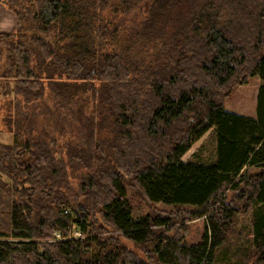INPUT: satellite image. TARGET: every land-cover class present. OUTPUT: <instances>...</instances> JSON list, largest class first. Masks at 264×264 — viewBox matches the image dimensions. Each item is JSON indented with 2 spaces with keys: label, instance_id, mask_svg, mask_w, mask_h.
Returning a JSON list of instances; mask_svg holds the SVG:
<instances>
[{
  "label": "trees",
  "instance_id": "trees-1",
  "mask_svg": "<svg viewBox=\"0 0 264 264\" xmlns=\"http://www.w3.org/2000/svg\"><path fill=\"white\" fill-rule=\"evenodd\" d=\"M0 2L17 19L0 34V110L10 102L3 122L14 135L0 143V264H218L248 212L245 264H264V0ZM255 76L256 117L227 111L235 87ZM47 95L101 160L77 192L70 161L54 151L62 130L19 113L47 107ZM207 133L214 161L184 160ZM127 187L149 214L134 217ZM204 217L203 239L189 244L185 223Z\"/></svg>",
  "mask_w": 264,
  "mask_h": 264
},
{
  "label": "rangeland",
  "instance_id": "rangeland-1",
  "mask_svg": "<svg viewBox=\"0 0 264 264\" xmlns=\"http://www.w3.org/2000/svg\"><path fill=\"white\" fill-rule=\"evenodd\" d=\"M129 14L130 15L128 16L127 23L129 26H131L130 22L134 21L135 18H137V20H140V16H145L144 12H142L141 9L130 12ZM26 26L29 27V25L27 24ZM120 26L123 27L124 25ZM2 82L3 81L0 80V84ZM260 83L261 82L259 77L255 76L249 80L248 84L235 87V89L225 102L226 110L247 117H256V100ZM3 92L4 89L1 87L0 94H2ZM4 99V97H0V107L3 106L4 103H2V101ZM45 100V103H48L47 107H41L38 103L37 105L39 109L31 111V109H28L23 105V107L20 108L19 113L20 115L23 114L22 117L31 116V120L38 125L39 129L46 128L50 132L54 131V128L57 129L58 127L59 130H62L61 135L56 133V138L58 139V141L57 145L54 148V151L58 155L57 158H64V160L68 163L70 161V164L68 165V179L71 184V191L77 192L80 177H82V175L88 174L90 171H92L93 168H99L101 166V160L99 157L95 159L91 158L92 156L90 152L86 151L88 150V148L85 149V147H82L80 136L84 139L85 137H87L85 131H82V127L77 126L78 128L76 129V131L72 132L73 130L70 129L69 126H67V123L64 120L63 113H58L56 112L57 110L53 108L51 95H47ZM20 102L21 104H23L22 100H20ZM9 103L10 102L6 104L5 109L2 108L0 110V143L12 144L14 141V135L10 133L8 128L5 126V123L3 122L7 115L10 116L11 114L12 108L10 107ZM69 149H71L72 151L70 152ZM83 149H85L84 154L82 152ZM215 149V143L210 139L209 133H207L192 146L191 150L183 158L184 160L196 158L205 163H210L215 159ZM114 153L115 148H111L110 146L109 153L107 152V156H112ZM127 193L133 204L135 218L144 217L152 211V208L148 204H146L145 201L136 196V192L133 189L127 187ZM81 199L83 200V198H80V200ZM153 208L156 210L165 211L166 213H172L174 211L173 206H168L161 203L154 205ZM185 225L188 228V230H186V232L188 233L186 241L189 244L198 243L203 239L207 229V220L205 217L186 222ZM252 233L251 212L239 213L234 220L231 232L227 236V242L224 244L223 248H220L217 252V256L219 259L218 264H245L249 259L246 258V256L251 248L250 246L253 240ZM49 242L56 241L53 239ZM123 243L135 253L139 255L144 254L143 247H139L136 244L126 240H124ZM147 248L151 249L152 246L148 245ZM250 264H252V262H250Z\"/></svg>",
  "mask_w": 264,
  "mask_h": 264
},
{
  "label": "crops",
  "instance_id": "crops-1",
  "mask_svg": "<svg viewBox=\"0 0 264 264\" xmlns=\"http://www.w3.org/2000/svg\"><path fill=\"white\" fill-rule=\"evenodd\" d=\"M17 28V19L13 11L0 2V34L13 33Z\"/></svg>",
  "mask_w": 264,
  "mask_h": 264
},
{
  "label": "built area",
  "instance_id": "built-area-1",
  "mask_svg": "<svg viewBox=\"0 0 264 264\" xmlns=\"http://www.w3.org/2000/svg\"><path fill=\"white\" fill-rule=\"evenodd\" d=\"M55 237H56L57 240H61L62 239V236L59 233L55 234ZM73 237L74 238H80L81 234L79 232H74L73 233Z\"/></svg>",
  "mask_w": 264,
  "mask_h": 264
},
{
  "label": "bare ground",
  "instance_id": "bare-ground-1",
  "mask_svg": "<svg viewBox=\"0 0 264 264\" xmlns=\"http://www.w3.org/2000/svg\"><path fill=\"white\" fill-rule=\"evenodd\" d=\"M256 191V190H255Z\"/></svg>",
  "mask_w": 264,
  "mask_h": 264
}]
</instances>
